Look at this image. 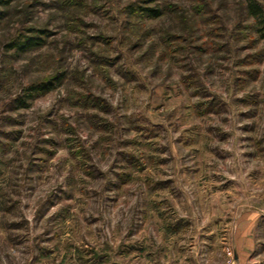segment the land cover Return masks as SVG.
<instances>
[{"label": "rangeland", "instance_id": "1", "mask_svg": "<svg viewBox=\"0 0 264 264\" xmlns=\"http://www.w3.org/2000/svg\"><path fill=\"white\" fill-rule=\"evenodd\" d=\"M244 235L264 264L245 0H0V264H229Z\"/></svg>", "mask_w": 264, "mask_h": 264}, {"label": "trees", "instance_id": "2", "mask_svg": "<svg viewBox=\"0 0 264 264\" xmlns=\"http://www.w3.org/2000/svg\"><path fill=\"white\" fill-rule=\"evenodd\" d=\"M245 2H246V7H247L249 14L253 18H255L258 22L261 23L264 18L262 14V7L258 3V1L257 0H245ZM137 10H139V13L147 15L148 17H151V18L157 17L160 14L158 8H151L147 6H140L139 8H137ZM18 39H19V36L13 39L9 43V47H17L18 49H21L24 46L31 47V45L36 44L35 42L31 41L30 38H26L27 41H25V43H21L20 41H18ZM42 87L44 88L46 87V85L42 83L31 85V88H34V90L41 89Z\"/></svg>", "mask_w": 264, "mask_h": 264}, {"label": "crops", "instance_id": "3", "mask_svg": "<svg viewBox=\"0 0 264 264\" xmlns=\"http://www.w3.org/2000/svg\"><path fill=\"white\" fill-rule=\"evenodd\" d=\"M254 216L250 213H246L242 216V220L238 223V229L243 230L246 234L247 230H250L252 226ZM240 238L236 240L235 243V254L234 261L229 264H243L247 254V250L251 247L250 238H246L245 235L239 236ZM247 240V242H246Z\"/></svg>", "mask_w": 264, "mask_h": 264}]
</instances>
